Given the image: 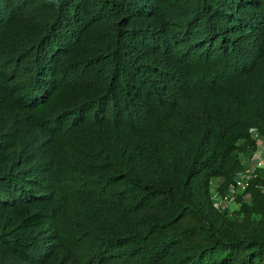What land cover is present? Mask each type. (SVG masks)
<instances>
[{"label": "trees", "instance_id": "16d2710c", "mask_svg": "<svg viewBox=\"0 0 264 264\" xmlns=\"http://www.w3.org/2000/svg\"><path fill=\"white\" fill-rule=\"evenodd\" d=\"M264 0H0V264H264Z\"/></svg>", "mask_w": 264, "mask_h": 264}, {"label": "built area", "instance_id": "2783aa9c", "mask_svg": "<svg viewBox=\"0 0 264 264\" xmlns=\"http://www.w3.org/2000/svg\"><path fill=\"white\" fill-rule=\"evenodd\" d=\"M252 137L257 145V148L254 151L256 157L253 166L249 169H243L237 174L235 182L230 185L224 198L222 197V203H220V206H215L220 211L226 210L228 205H230V203L236 198L238 191H241L242 193L245 191L247 181L252 174L258 171L264 172V138L260 137L255 131L252 132Z\"/></svg>", "mask_w": 264, "mask_h": 264}, {"label": "rangeland", "instance_id": "374dc122", "mask_svg": "<svg viewBox=\"0 0 264 264\" xmlns=\"http://www.w3.org/2000/svg\"><path fill=\"white\" fill-rule=\"evenodd\" d=\"M255 157L256 155L254 152L253 153L251 152L249 154H243L240 156L241 161H243L244 163V169H249L253 166ZM220 182H221L220 179H216L213 181V185H212V198L215 206H220V203H222V197L224 198V195H222L219 190ZM238 197H242V199H244L245 201H249L250 199L248 195L244 196L241 191H238L236 198L234 199V201L230 203V205H228L226 211L228 213V216H230L231 218L234 216V217H238V219H241V215H239L238 213L240 206Z\"/></svg>", "mask_w": 264, "mask_h": 264}]
</instances>
